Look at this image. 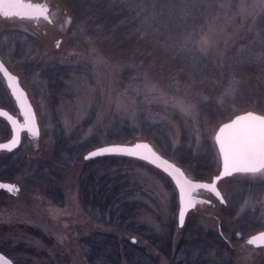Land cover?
Listing matches in <instances>:
<instances>
[{"label":"rangeland","instance_id":"1","mask_svg":"<svg viewBox=\"0 0 264 264\" xmlns=\"http://www.w3.org/2000/svg\"><path fill=\"white\" fill-rule=\"evenodd\" d=\"M51 1L56 6L57 24L40 20L33 27L19 17H0V57L26 88L40 132L37 138H32L23 131L19 147L9 157L0 150V160L7 158L13 166L11 176L0 179L14 182L19 189L15 194L0 189V251L14 264H90L83 245L85 237L95 231H109L145 247L161 264H174L150 241L151 237L170 235L173 222L172 244L179 234L177 192L162 171L137 158L115 164L127 170L131 183L138 189L132 195L137 205L134 220L126 227L109 225L94 217L84 204L79 179L87 149L52 173L48 168H39L38 163L51 160L54 133L71 142L94 134L100 139L98 145L108 143L101 137L111 128L110 118L118 114L135 124L139 103L165 110L154 116L165 122L173 146L184 134L186 143L194 148H199L204 139L214 146L213 135L219 123L207 122L200 113L195 103L199 95L180 92L178 83L162 79L151 70L140 69L137 72L140 78L136 76L121 84L118 77L121 63L104 57L89 41L85 40L84 48L68 44L71 17L61 1ZM261 10L264 0H226L222 10L210 15L194 35L195 45L217 67L221 66L225 49L247 38ZM205 39L207 45L203 44ZM52 60L64 68L61 76L55 73L59 79L56 87H52L54 81L49 73L54 68L50 65ZM57 70L56 67L54 71ZM2 78L0 105L17 114L16 104ZM172 110L180 115V121L172 117ZM0 135L1 139L10 135L2 117ZM136 136L131 141L141 139L140 135ZM218 169L219 159L205 179H210ZM226 181L234 182L231 191L226 190ZM217 183L223 203L206 194L208 202L196 204L185 218L194 217L204 228L219 231L229 240L233 248L232 264H264V246L247 245L248 234L236 235L240 232L237 223L246 215L254 213L264 225V175L234 173ZM231 236L236 239L231 240Z\"/></svg>","mask_w":264,"mask_h":264},{"label":"trees","instance_id":"2","mask_svg":"<svg viewBox=\"0 0 264 264\" xmlns=\"http://www.w3.org/2000/svg\"><path fill=\"white\" fill-rule=\"evenodd\" d=\"M59 1L71 17L68 44L84 48L85 40L89 41L104 57L121 63L118 76L121 84L136 76L140 78L137 73L140 69L151 70L162 79L178 83L180 92L199 95L196 106L210 123H221L246 110L264 112V10L256 15L247 38L225 49L223 62L217 67L197 48L194 35L210 15L222 10L226 0ZM50 65L54 66L53 72L49 71L54 81L52 87H56L59 79L55 73L61 76L64 68L63 65L59 68L55 60ZM56 67L58 70L54 71ZM164 111L161 106L139 103L135 124L127 117L114 114L110 118L111 128L108 127L105 137L101 138L106 142H127L138 138L135 137L138 134L182 168H187L186 172L193 177L207 178L218 162L215 145L204 139L199 148H194L186 143L188 139L184 134L173 146L165 122L154 116ZM171 112L172 117L179 120L180 115L175 110ZM99 143L100 139L94 134L71 142L54 133L51 160L39 162L38 167L48 168L52 173ZM19 145L5 151L6 157L11 156ZM128 159L133 157L100 155L85 159L81 168L83 174L79 182L84 204L94 217L109 225L129 227L134 220L137 205L132 195L138 189L134 182L131 183L127 170L115 166ZM8 163L7 158L0 160V177L11 176L13 166ZM233 184L226 181V190L231 191ZM226 213L222 211V214ZM173 223L170 224L171 233ZM237 227L244 235L262 229L264 225L253 213L241 218ZM177 230L179 234L173 244L171 233L162 238H150L174 264H232L233 248L219 231L204 228L194 217L185 218ZM230 239L236 238L231 236ZM83 245L90 264H161L160 259L145 247L118 238L109 231L93 232L85 237Z\"/></svg>","mask_w":264,"mask_h":264},{"label":"snow or ice","instance_id":"3","mask_svg":"<svg viewBox=\"0 0 264 264\" xmlns=\"http://www.w3.org/2000/svg\"><path fill=\"white\" fill-rule=\"evenodd\" d=\"M47 7L24 3L23 0H0V17H43L48 19ZM207 45L208 40H203ZM0 72L8 79L9 86L23 116V123H20L6 111H0V117H7L13 129L11 139L6 143H0V150L11 151L15 149L21 141V131L24 130L31 137H38L37 117L28 103L25 93L17 84V77L11 75L0 63ZM228 91H231L230 89ZM227 94V92H226ZM215 142L218 145L219 155L222 162V171L211 183L193 182L185 177L180 168L171 164L161 157L146 142H137L131 145H109L102 146L89 152L85 159H90L100 155H127L138 158L161 169L171 180L174 181L175 189H178V220L182 226L185 215L203 201L196 198L197 190L205 189L215 194L223 203L222 194L217 188L216 181L221 177L231 176L234 173L260 174L264 175V114L246 112L236 115L228 123H224L215 133ZM159 161V163H158ZM0 189L15 194L19 191L15 184L0 183ZM247 245L257 247L264 246V232H260L246 241ZM0 264H11L4 256L0 255Z\"/></svg>","mask_w":264,"mask_h":264},{"label":"water","instance_id":"4","mask_svg":"<svg viewBox=\"0 0 264 264\" xmlns=\"http://www.w3.org/2000/svg\"><path fill=\"white\" fill-rule=\"evenodd\" d=\"M24 3H26V2H24ZM0 63H2V64L4 65V67L8 70V72H9L11 75H14V76L17 77V84H18L19 88L22 89L23 92L25 93V96H26V98H27V101H28V103L32 106V109H33V111H34L33 105H32V103H31L30 100H29V97H28V95H27V93H26V90H25L24 87L20 84V82H19V80H18V76H17L15 73L11 72V71L6 67V65L4 64V62H3L1 59H0ZM0 73H1V75H2V77H3V79H4L5 85L7 86V88H8V90H9L11 96L13 97V99H14V101H15V104H16V106H17V108H18V110H19V113H20V115H21V110H20V108H19L18 103H17L16 100H15V97H14L13 94H12V90H11V88H10V86H9L8 79H7V77H5V76L3 75L2 72H0ZM0 111H6V112L9 113L10 115H12L15 119H17L18 121H20V123H23V116H22V115H21V119H18L17 116H16V114L12 113V112H11L10 110H8L6 107H3V106H1V105H0ZM249 111L254 112V113H256V114H262V113H259V112H255V111H253V110H246V111H242V112H237V113H235L234 115H232L229 119H227V120H225V121L219 123L218 126L216 127V129H215V131H214V135H213V141H214V145H215V148H216V151H217V154H218V159H219V170H218L215 174H213L209 180H208V179H199V178H192V177H190V175H189L188 173H186V172L182 169V167H181L180 165H178L175 161L171 160L170 158L166 157L165 155H163L162 153H160L158 150H156V148L151 144V142L148 141V140H146V139H139V140H134V141H131V142H108V143L100 144V145L94 146V147L90 148L89 150H87V151L83 154V156H84V158H85V156H86L89 152H91V151H93V150H95V149H97V148H100V147H102V146H109V145H131V144H134V143H137V142H146V143H148V144L152 147V149H153V150H154V151H155V152L161 157L162 160H167V161H169L171 164H173V165H175L176 167L180 168L181 171L184 173V175H185V177H186L187 179L192 180L193 182H205V183H211L212 180H213L215 177L219 176V175H220V172L222 171V162H221L220 155H219L218 145H217L216 142H215V133L219 130V128H220L224 123H228V122H230V120L234 119L236 115H241V114H244V113L249 112ZM34 113H35V111H34ZM2 118L7 122L8 126H9V129H10V135H9L7 138H5V139H1V140H0V143H6V142H8V141L11 139V137H12V135H13V129H12V127H11V123H10V121L7 120V117H2ZM38 128H39V126H38ZM22 131H23V130H22ZM22 131H21V133H22ZM20 135H21V134H20ZM28 135L30 136V134H28ZM30 137H31V136H30ZM32 138H37V137H32ZM3 151H7V150H3ZM124 156H127V155H124ZM128 157H129V156H128ZM133 158H134V157H133ZM137 159H138V158H137ZM142 161H143V160H142ZM144 162H145V161H144ZM146 163H148V162H146ZM158 163H159V161H158ZM148 164H150V163H148ZM150 165L153 166L152 164H150ZM153 167H155V166H153ZM155 168H157V167H155ZM157 169H159V168H157ZM159 170L162 171L161 169H159ZM162 172H163V171H162ZM163 173H164V172H163ZM221 178H222V177H221ZM171 181H172V183L174 184V181H173V180H171ZM0 183H10V184H15L14 182H11V181H8V180H1V179H0ZM216 184H217V181H216ZM15 185H16V184H15ZM16 186H17V185H16ZM174 186H175V184H174ZM17 187H18V186H17ZM217 188H218V186H217ZM3 190H4V189H3ZM218 190H219V188H218ZM176 192H177V201H178V200H179V192H178V189H176ZM219 192H220V190H219ZM220 193H221V192H220ZM214 195H215V194H214ZM222 197H223V196H222ZM196 198H197L198 200H201V201H204V200H205V199L202 198V197H196ZM216 198H217V197H216ZM217 199H219V198H217ZM219 200H220V199H219ZM223 201H224V198H223ZM185 217H186V215H185ZM177 226H181L180 223H179V220H178V209H177ZM260 232H264V228H263V229H260V230H258V231H255V232H253V233H251V234H249V235L246 237V241H247L250 237H252V236H254V235H256V234H258V233H260ZM236 235L238 236V235H239V232H237ZM252 246H254V245H252ZM254 247H257V246H254ZM0 255L4 256V258H5L6 260L10 261L11 264H14L13 261H12L7 255H5L3 252L0 251Z\"/></svg>","mask_w":264,"mask_h":264},{"label":"flooded vegetation","instance_id":"5","mask_svg":"<svg viewBox=\"0 0 264 264\" xmlns=\"http://www.w3.org/2000/svg\"><path fill=\"white\" fill-rule=\"evenodd\" d=\"M23 2H26V3H31L33 5H37V6H41V7H47L48 9V12H47V16H48V19H44L43 17H38V18H29V17H19V18H22V19H25L28 21V24L30 26H35V24H37L38 21H46L50 24H57L56 22V19H55V16L57 15L56 14V6L52 3L51 0H23ZM22 39H23V46H21L22 48V58L24 59V33L22 34ZM59 40V39H58ZM57 44V43H56ZM0 59L4 62V64L6 65V67L12 72V70L7 66L6 62L0 57ZM0 76L2 77L1 73H0ZM3 79V78H2ZM18 80H19V77H18ZM4 81V79H3ZM20 82V80H19ZM5 83V82H4ZM21 84V83H20ZM22 85V84H21ZM8 89V88H7ZM26 90V88H24ZM9 91V90H8ZM10 93V92H9ZM26 93H27V90H26ZM28 95V93H27ZM12 97V96H11ZM29 97V96H28ZM13 98V97H12ZM14 100V99H13ZM30 100V98H29ZM15 102V101H14ZM2 106V105H1ZM17 107V106H16ZM18 110V108H17ZM15 114V113H14ZM17 118L18 119H21V115L19 113V110H18V113L16 114ZM26 132V131H25ZM206 194H210V195H213L215 196L213 193H211L210 191L208 190H205V189H199L197 190V193L195 194L196 197H202L204 198L205 200H208V198L205 196ZM216 197V196H215ZM240 234V233H239ZM247 237V236H246Z\"/></svg>","mask_w":264,"mask_h":264}]
</instances>
